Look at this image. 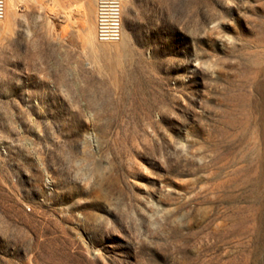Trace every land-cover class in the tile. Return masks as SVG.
I'll use <instances>...</instances> for the list:
<instances>
[{
    "label": "rangeland",
    "instance_id": "rangeland-1",
    "mask_svg": "<svg viewBox=\"0 0 264 264\" xmlns=\"http://www.w3.org/2000/svg\"><path fill=\"white\" fill-rule=\"evenodd\" d=\"M38 1L71 74L22 68ZM122 11L99 43L94 0H6L0 264H264V0Z\"/></svg>",
    "mask_w": 264,
    "mask_h": 264
},
{
    "label": "crops",
    "instance_id": "crops-1",
    "mask_svg": "<svg viewBox=\"0 0 264 264\" xmlns=\"http://www.w3.org/2000/svg\"><path fill=\"white\" fill-rule=\"evenodd\" d=\"M25 17L26 22L30 23V25L27 26L25 39L22 37V47L24 48L21 52L22 68L33 70L41 67H51L60 74H64L66 71L71 74L72 65L77 61L75 49L76 39L72 35H69L67 37L69 44L65 47L61 46L62 21L60 17L53 15L51 18L50 24L53 32L50 38L46 37L45 34V26L46 23H49L50 18L44 9L40 8L39 1L37 3L36 14L22 15V18ZM95 20L96 3L94 0V25ZM34 22L36 25H34ZM87 31V41L85 43L92 46L91 40L88 37L90 31Z\"/></svg>",
    "mask_w": 264,
    "mask_h": 264
},
{
    "label": "built area",
    "instance_id": "built-area-1",
    "mask_svg": "<svg viewBox=\"0 0 264 264\" xmlns=\"http://www.w3.org/2000/svg\"><path fill=\"white\" fill-rule=\"evenodd\" d=\"M96 3V41L99 43H118L123 36L122 4L123 0H95ZM5 0H0V22Z\"/></svg>",
    "mask_w": 264,
    "mask_h": 264
},
{
    "label": "bare ground",
    "instance_id": "bare-ground-1",
    "mask_svg": "<svg viewBox=\"0 0 264 264\" xmlns=\"http://www.w3.org/2000/svg\"><path fill=\"white\" fill-rule=\"evenodd\" d=\"M5 9H6V0H5V6H2V15H5ZM5 19V18H4ZM3 22V21H2ZM1 23V22H0ZM116 48V47H113ZM112 47L107 46V48H105L107 51L113 50Z\"/></svg>",
    "mask_w": 264,
    "mask_h": 264
}]
</instances>
